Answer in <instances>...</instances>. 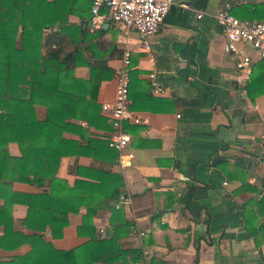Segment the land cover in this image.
<instances>
[{
	"label": "crops",
	"instance_id": "obj_1",
	"mask_svg": "<svg viewBox=\"0 0 264 264\" xmlns=\"http://www.w3.org/2000/svg\"><path fill=\"white\" fill-rule=\"evenodd\" d=\"M172 1L150 38L148 50L135 32L119 23L104 22L100 27L103 32L89 37L98 29H88V16L68 14L69 24L86 27L87 35L79 39L87 48V58L102 57L115 74L122 50L130 51L129 109L139 123L123 125L129 141L121 153L130 156L123 157L122 163L115 149L98 156L89 155L86 149L84 154L60 157L55 176L71 187L74 180L87 179L86 173L95 174L93 170L120 175L122 186L108 205L119 209L121 215L113 214L117 223L124 219L131 227L120 236L118 245L121 249L147 248L150 262L264 264V242L258 243L246 230L247 223L257 227L264 220V201L259 202L264 198V94L253 100L246 94L248 76L257 61L244 75L223 51L224 36L214 14L224 0ZM248 1L264 0L241 3ZM68 54L71 56V51ZM72 73L85 80L89 68L79 65ZM151 73L164 89L160 95L150 93ZM114 78L100 82L91 101L97 106L98 126L66 119L97 142L107 141L112 132L100 105L112 102ZM45 111V107L34 105L37 119H43ZM62 137L85 145L75 133L63 132ZM6 150L10 156H20L15 142H9ZM77 168L83 173L78 174ZM8 186L9 198L11 193H16V198L10 199V230L0 244V261L29 251V244L15 235L18 233L39 234L57 250L75 248L89 239L76 233L85 213L82 204L78 212L67 213L59 236H52L47 225L39 232L22 224L27 205L41 208L40 201L28 196L46 193L47 180L43 185L16 180ZM3 203L4 196H0V206ZM110 215L111 210L104 208L92 216L96 238L110 230ZM3 229L0 223V236ZM139 231L143 232L140 237ZM125 260L132 262L129 256ZM135 264H143L142 257Z\"/></svg>",
	"mask_w": 264,
	"mask_h": 264
},
{
	"label": "trees",
	"instance_id": "obj_2",
	"mask_svg": "<svg viewBox=\"0 0 264 264\" xmlns=\"http://www.w3.org/2000/svg\"><path fill=\"white\" fill-rule=\"evenodd\" d=\"M87 2L0 0V191H6L0 192L4 196L0 206V223L4 226L0 244L9 234V204L16 198V193H11L9 198L8 185L16 180L37 185L48 182L46 193L28 196L40 201L41 208L27 205L24 226L42 232L47 225L52 236H59L66 225L67 213L78 212L82 204L85 213L76 233L89 236L75 248L57 250L39 234L18 233L15 235L29 244V251L0 264H128L126 256L132 261L129 264H135L141 257L139 249H121L118 245L120 236L131 227L124 219L117 223L113 214L121 213L108 205L109 198L118 196L122 186L120 175L93 170L95 174L86 173L89 179L74 180L71 187L55 176L62 156L84 154L86 149L91 156L113 151L107 141L90 139L82 128L66 121L80 119L98 126L97 106L91 101L99 83L115 75L102 57L87 58L84 54L87 48L80 45L83 42L79 38L87 35L86 27L68 23V14L88 16V23L91 2ZM230 4L229 12L233 16L264 20V1L231 0ZM101 32L99 28L88 35L92 37ZM70 51L71 56L66 58ZM79 65L89 68V77L85 80L73 76V68ZM248 78L246 94L250 100L264 94V58L257 61ZM34 105L45 107L43 119L36 118ZM109 123L112 127L110 120ZM63 132L77 134L85 145L63 138ZM9 142L17 144L20 156L9 155L6 150ZM76 172L83 173L79 168ZM263 201L264 198L259 202L263 204ZM104 208L111 210L110 230L96 238L90 221L96 210ZM40 218L42 222L38 221ZM246 230L255 241L264 242V220L257 227L255 223H247Z\"/></svg>",
	"mask_w": 264,
	"mask_h": 264
},
{
	"label": "built area",
	"instance_id": "obj_3",
	"mask_svg": "<svg viewBox=\"0 0 264 264\" xmlns=\"http://www.w3.org/2000/svg\"><path fill=\"white\" fill-rule=\"evenodd\" d=\"M230 1L224 0L221 8L214 14V19L223 32V51L232 60L238 72L248 75L252 64L264 58V20L240 19L233 16L229 12ZM172 3V0H91L87 26L90 31H93L99 29L104 22L119 23L135 32L143 49L148 50L150 38L159 29ZM178 5L186 7L183 3H178ZM200 16V13L196 15L198 18ZM129 65L130 51L123 49L120 65L115 72L113 100L111 103L100 105L112 126V132L107 138L108 146L118 151L120 163L123 157L130 156V154L122 155L121 153L129 141V135L124 133L123 125L139 123V118L129 109ZM148 77L150 93L162 94L164 89L159 85L155 76L151 73ZM142 235L143 232L139 231L138 236ZM139 249L143 264H157L150 262L147 248L139 246Z\"/></svg>",
	"mask_w": 264,
	"mask_h": 264
},
{
	"label": "water",
	"instance_id": "obj_4",
	"mask_svg": "<svg viewBox=\"0 0 264 264\" xmlns=\"http://www.w3.org/2000/svg\"><path fill=\"white\" fill-rule=\"evenodd\" d=\"M103 27V26H102ZM67 56H70V54H68Z\"/></svg>",
	"mask_w": 264,
	"mask_h": 264
}]
</instances>
